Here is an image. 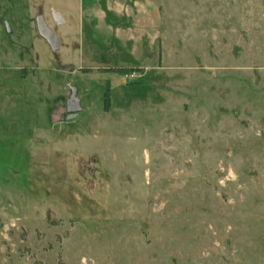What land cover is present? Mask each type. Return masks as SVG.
I'll use <instances>...</instances> for the list:
<instances>
[{
	"label": "rangeland",
	"instance_id": "obj_1",
	"mask_svg": "<svg viewBox=\"0 0 264 264\" xmlns=\"http://www.w3.org/2000/svg\"><path fill=\"white\" fill-rule=\"evenodd\" d=\"M0 264H264V0H0Z\"/></svg>",
	"mask_w": 264,
	"mask_h": 264
},
{
	"label": "water",
	"instance_id": "obj_2",
	"mask_svg": "<svg viewBox=\"0 0 264 264\" xmlns=\"http://www.w3.org/2000/svg\"><path fill=\"white\" fill-rule=\"evenodd\" d=\"M37 26L39 30V34L52 46L55 47L57 44V37L55 34L46 26L44 21L39 18L37 21ZM76 108H70L69 110H75ZM72 116H68L71 118Z\"/></svg>",
	"mask_w": 264,
	"mask_h": 264
}]
</instances>
